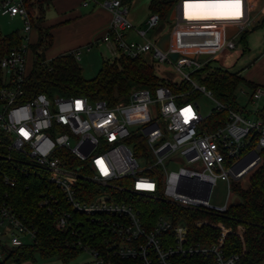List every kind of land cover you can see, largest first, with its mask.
Masks as SVG:
<instances>
[{
	"label": "built area",
	"instance_id": "obj_1",
	"mask_svg": "<svg viewBox=\"0 0 264 264\" xmlns=\"http://www.w3.org/2000/svg\"><path fill=\"white\" fill-rule=\"evenodd\" d=\"M125 2L83 0L82 4L110 12L100 40L113 58L142 57L171 84L135 88L126 100L110 103L84 95L27 94L31 20L23 0H0V15L19 17L25 33L22 43L0 59V130L8 135L9 148L21 154L28 166L44 171L60 193L69 211L57 201L61 209L57 227L67 229L75 221L73 214H79L106 228L107 236L99 243L76 239L80 252L86 251L94 264H174L177 257L195 254L211 256L216 264H240L238 254L223 252L222 238L210 246L189 243L186 220L174 213H161L148 225L130 198L146 196L177 208L223 214L238 197L233 185H243L260 165L264 122L256 111L264 88L258 85L252 90L251 109L245 114L220 102L191 77L215 55L236 47L237 33L249 23L250 6L247 0H239L238 5L227 0H176L172 26L151 39L147 31L158 27L159 15L149 12L144 25L137 27L127 16ZM228 28L235 29L234 35L227 36ZM165 34L168 40L161 48L159 41ZM70 53L78 58L77 51ZM187 67L190 73L183 71ZM168 73H179L180 78L173 81ZM181 84L189 89L174 91L173 86ZM191 91L212 99L211 112L225 110L226 119L209 129L210 114L202 116L196 101H178ZM174 157L186 165L168 171L165 162ZM84 181L98 190L83 192L79 182ZM217 181L227 189L223 204L210 202ZM6 182L13 184L9 179ZM241 232L238 227L237 233ZM35 242L36 230L0 206V260L3 246Z\"/></svg>",
	"mask_w": 264,
	"mask_h": 264
},
{
	"label": "trees",
	"instance_id": "obj_2",
	"mask_svg": "<svg viewBox=\"0 0 264 264\" xmlns=\"http://www.w3.org/2000/svg\"><path fill=\"white\" fill-rule=\"evenodd\" d=\"M176 0H150L149 11L157 13L161 19H169ZM49 0H23L29 14L31 25L37 30L36 42L30 43L33 53L31 69L26 80L27 94L44 92L48 95L76 96L84 95L91 100L104 99L110 103L126 100L135 88H153L159 84H171L160 78L148 61L142 57L129 58L119 55L106 59L92 78H84L82 68L72 53H62L49 59L47 63L45 49L51 42L48 27L43 25L45 6ZM246 32L241 43L246 44ZM22 43V35L17 30L2 33L0 30V59L12 48ZM212 61L196 70L200 84L210 90L220 102L235 110L249 114L246 107H239L235 101V90L240 84H246L252 90L256 85L246 81L238 71H230L220 66H212ZM3 85V73L0 68V86ZM174 91H186L188 86L181 84ZM199 92L191 91L178 101H196ZM256 114L264 122V105ZM226 119L225 110H215L208 118L209 129ZM8 135L0 130V206L13 211L28 227L36 230V242L18 247L3 246L5 257L0 264L8 261L21 264L33 262L35 255L41 258H58L64 262L73 259L80 248L76 239L82 242L99 243L107 236L106 228L79 214H73L72 226L62 229L56 226L62 199L56 188L50 185L44 171L27 165L24 157L9 148ZM261 163L251 173L247 181L234 184L236 200L223 214L177 208L161 200L137 196L130 198L140 209L146 223L150 225L161 213H174L176 218L183 217L188 229V242L210 246L222 238V250L226 255L238 254L240 264L264 263V148L260 151ZM6 179L13 183L9 185ZM83 184V192L97 191L98 187L89 182ZM46 200V204L42 201ZM58 201V202H57ZM59 204V206H60ZM63 209H69L62 203ZM77 217V218H76ZM201 225L196 222L203 221ZM221 227L228 231L223 233ZM241 227L239 235L237 228ZM77 236V237H76ZM174 264H216L213 257L190 255L177 257Z\"/></svg>",
	"mask_w": 264,
	"mask_h": 264
},
{
	"label": "crops",
	"instance_id": "obj_3",
	"mask_svg": "<svg viewBox=\"0 0 264 264\" xmlns=\"http://www.w3.org/2000/svg\"><path fill=\"white\" fill-rule=\"evenodd\" d=\"M82 1L83 0H49L48 4L44 8L45 12L43 25L48 27V31L51 35V42L45 49L44 55L45 58L49 60L62 53L77 51V60L80 61L82 55H84V65H86V67H88L87 69H90L95 76L101 66V62L108 58L102 56L101 52V57L98 53L96 57L94 53L91 52L95 47H99L100 43H103L101 42L100 37L110 21L111 14L105 8L96 6L94 4L83 6ZM142 2L143 0H126L125 2L128 6L127 16L137 27L144 25V21L150 12L148 8L150 0L142 15H138L136 12H134ZM247 2L250 6V20L246 29L240 33H237L235 39L236 45L237 43H241L240 39L244 32L247 33L248 31L254 30L258 27H264V0H247ZM18 33L22 35V37L25 35L23 31V25L22 31H18ZM234 33V28H228L226 31L227 36L234 35ZM28 36L30 43L36 42L38 38L37 30L32 27ZM129 36L132 37L134 35L130 34ZM103 45L105 44L103 43ZM30 53L33 57L31 50L29 51L28 55H30ZM245 53H247L245 63L247 66L243 70L245 76L242 77L251 84L256 86L259 85L264 88V38L261 40L259 45L253 48L248 47L246 40V44L243 45L242 48V54ZM81 68L83 74L84 67L81 66ZM1 252L5 257L4 251L1 250ZM4 257L0 261H2ZM6 264L17 263L8 261ZM21 264H31V262H24Z\"/></svg>",
	"mask_w": 264,
	"mask_h": 264
},
{
	"label": "rangeland",
	"instance_id": "obj_4",
	"mask_svg": "<svg viewBox=\"0 0 264 264\" xmlns=\"http://www.w3.org/2000/svg\"><path fill=\"white\" fill-rule=\"evenodd\" d=\"M149 0H143V2L136 8L134 12H136L138 15L143 14V11L145 10V7L148 6ZM173 21L170 19H161L158 27L150 29L147 31V37L157 39L158 37L162 36L164 33H166L169 28L172 26ZM22 22L18 17L11 18L9 16H1L0 15V28L2 32L9 33L13 30H18L19 32L22 31ZM264 38V27H258L254 30H250L246 34V40L249 48H253L261 42V40ZM242 43H237L236 47L230 51H226L224 53H219L218 55L214 56L211 65L212 66H220L223 68H226L230 71H238L241 76H245L243 73L244 68H246V54H242ZM100 52L102 56H105V58L113 59V55L109 53L106 50L105 45L103 43H100L99 47H95L91 53H94V55L100 56ZM98 53V54H97ZM84 55H82L81 60H78V63L80 66L84 67V73L82 74L84 78H92L93 73L90 69H87L85 64V59H83ZM97 57V56H96ZM101 57V56H100ZM32 55H28V65L27 70L29 71L32 66ZM83 59V60H82ZM48 62V59H46V62ZM101 62V61H100ZM183 71L185 73H190L191 68L187 67L184 68ZM166 76L173 81H177L180 78V74L177 73H168ZM191 77L194 79V81L197 84H200L196 73H191ZM252 89L248 87L246 84H240L237 89L235 90V101L236 104L239 107H246V110L251 109V104L249 103V95L251 94ZM196 103L198 105L199 112L202 116H207L210 114L211 109L214 107V103L212 99L207 97L205 94L200 93L199 96L196 98ZM264 105V95L257 101V106L262 107ZM0 107V111H1ZM246 114V113H245ZM140 163H143L140 160ZM186 162L181 159L174 157L170 161L165 162V167L168 171H177L180 166H185ZM227 198V189L225 184L222 181H217V183L214 185L211 196H210V202L213 204H223L225 203ZM26 242H29L28 239H25ZM31 264H94L92 257L84 250L79 252L73 259L64 262L61 259L58 258H48L44 259L41 258L39 255H35L34 261ZM264 264V263H262Z\"/></svg>",
	"mask_w": 264,
	"mask_h": 264
},
{
	"label": "water",
	"instance_id": "obj_5",
	"mask_svg": "<svg viewBox=\"0 0 264 264\" xmlns=\"http://www.w3.org/2000/svg\"><path fill=\"white\" fill-rule=\"evenodd\" d=\"M174 14H175V11L172 10V11L170 12V15H169V19H170V20L173 19ZM167 40H168V34H165V35L162 37V39L159 41V46H160L161 48H165L166 43H167ZM171 56H172L173 58H175L176 55H175V54H172ZM201 57H202V58H206L207 56L202 55Z\"/></svg>",
	"mask_w": 264,
	"mask_h": 264
},
{
	"label": "snow or ice",
	"instance_id": "obj_6",
	"mask_svg": "<svg viewBox=\"0 0 264 264\" xmlns=\"http://www.w3.org/2000/svg\"><path fill=\"white\" fill-rule=\"evenodd\" d=\"M215 2H225V0H215ZM227 2L234 3L236 5L239 4V0H227Z\"/></svg>",
	"mask_w": 264,
	"mask_h": 264
}]
</instances>
